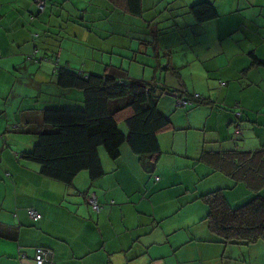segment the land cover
I'll use <instances>...</instances> for the list:
<instances>
[{
    "label": "crops",
    "instance_id": "1",
    "mask_svg": "<svg viewBox=\"0 0 264 264\" xmlns=\"http://www.w3.org/2000/svg\"><path fill=\"white\" fill-rule=\"evenodd\" d=\"M200 1L214 19L194 20L189 7ZM140 8L131 16L112 0H51L39 12L34 0H0V264H35L36 247L50 249L53 264H264L263 243H218L198 199L220 189L233 206L252 195L201 155L264 150V0H140ZM58 66L119 68L125 81L164 89L156 108L169 127L156 137L151 173L126 145L116 160L100 150V178L82 171L71 185L22 158L45 109L82 106L80 91L57 86ZM183 95L203 103L179 108Z\"/></svg>",
    "mask_w": 264,
    "mask_h": 264
},
{
    "label": "trees",
    "instance_id": "2",
    "mask_svg": "<svg viewBox=\"0 0 264 264\" xmlns=\"http://www.w3.org/2000/svg\"><path fill=\"white\" fill-rule=\"evenodd\" d=\"M112 1L125 13L140 15V0ZM189 13L197 23L216 17L212 5L205 1L193 4ZM55 72L58 87L81 92L82 106L45 109L42 125L36 131L37 140L32 149L22 153V158L37 164L43 176L71 185L82 171L88 173L91 181L100 178L104 174L100 150L116 160L125 144L138 157L142 169L151 173L160 156L156 137L169 127L167 116L156 108L164 89L153 82L125 81V71L114 67L104 75L84 74L66 66H58ZM184 96H176V103L186 102L179 108L203 103L198 96ZM121 122L125 130L119 127ZM263 153L264 150H229L204 151L201 155L212 171L233 183H242L252 194L233 206L225 201L220 189L198 197L206 206L203 221L220 244H264V198L259 195L264 187Z\"/></svg>",
    "mask_w": 264,
    "mask_h": 264
},
{
    "label": "built area",
    "instance_id": "3",
    "mask_svg": "<svg viewBox=\"0 0 264 264\" xmlns=\"http://www.w3.org/2000/svg\"><path fill=\"white\" fill-rule=\"evenodd\" d=\"M51 0H34V4L37 7L39 12H43L45 8L49 5ZM37 60V59H35ZM197 97V96H195ZM186 104L185 101H178L176 103L177 106H184ZM157 180V178H155ZM88 204L92 212L99 213L102 209V206L97 202L94 195H90L87 197ZM27 214L29 218L33 221H36L40 218V215L32 208L27 210ZM25 255H22L21 258H24ZM33 260L35 264H53V253L48 248L36 247L34 249V257Z\"/></svg>",
    "mask_w": 264,
    "mask_h": 264
},
{
    "label": "rangeland",
    "instance_id": "4",
    "mask_svg": "<svg viewBox=\"0 0 264 264\" xmlns=\"http://www.w3.org/2000/svg\"><path fill=\"white\" fill-rule=\"evenodd\" d=\"M119 127L125 130V124H124V122H121ZM123 146H125V144ZM101 150H103V149H101Z\"/></svg>",
    "mask_w": 264,
    "mask_h": 264
}]
</instances>
